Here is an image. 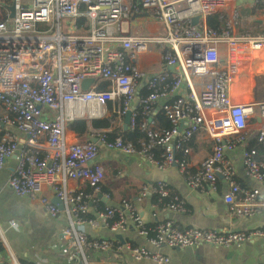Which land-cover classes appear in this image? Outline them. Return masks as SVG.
I'll use <instances>...</instances> for the list:
<instances>
[{"label":"built area","instance_id":"built-area-1","mask_svg":"<svg viewBox=\"0 0 264 264\" xmlns=\"http://www.w3.org/2000/svg\"><path fill=\"white\" fill-rule=\"evenodd\" d=\"M16 1L12 26L0 24V169L14 157L6 186L16 197L35 201L47 186L61 201L59 209L50 198H41V223L61 221L60 250L68 262L96 264L86 257L91 249L167 264L162 246L231 247L264 240V228L221 232L181 228L173 221L150 228L135 199L112 201L97 160L99 151L107 149L158 169L177 165L187 187L197 194L214 190L221 177L227 181L222 199L236 219L262 215L264 201L254 192L241 191L223 147L214 142L206 149L196 145L219 133H239L246 141L256 138L246 153L245 173L264 185V92L256 89L254 71L255 58L264 51V0ZM232 2L235 18L250 20L240 30L229 29ZM221 12L226 24H208V17ZM19 16L24 20L18 21ZM153 52L159 59L140 62ZM89 78L83 90L81 83ZM155 107L170 123L167 131L157 128ZM127 111V128L133 130L139 122L145 139L112 136L109 129H90L79 140L66 138L71 121L114 113L121 127ZM158 149L162 152L156 156ZM70 175L90 190L68 187ZM145 191L156 195L154 208L169 195V187L161 182L143 188L142 197ZM167 206L185 211L175 200ZM0 216L7 228L21 229L20 220L1 210ZM101 229L111 236L98 235ZM129 229L148 246L124 237ZM0 244L6 255L0 264H23L6 243L1 226ZM105 264L120 263L111 258Z\"/></svg>","mask_w":264,"mask_h":264},{"label":"crops","instance_id":"crops-1","mask_svg":"<svg viewBox=\"0 0 264 264\" xmlns=\"http://www.w3.org/2000/svg\"><path fill=\"white\" fill-rule=\"evenodd\" d=\"M263 56L264 51H259L257 55L259 59L256 62L262 61L263 58L261 57ZM157 59H159L158 53L153 52L142 57L140 62L147 64L149 61ZM256 89L264 92V81L259 83L256 80ZM141 93L144 92L141 90ZM158 110V107H155L152 113L154 114ZM114 125H117L116 121ZM120 130H124L123 124ZM65 134L70 140L81 139L68 128H66ZM212 142L222 146L228 155L235 170V177L240 180L241 191L245 194L254 192L264 201V185L262 182L251 179L245 173L246 153L250 145L256 142V138L246 141L239 133H219L215 138L202 139L199 142L201 145L197 143L196 146L206 149ZM178 158L179 160L184 159L182 156ZM97 160L103 169L104 167L109 168L111 172L110 176H107L104 170L105 179H107L106 188L112 192V201L118 203L122 199H130V193H136L133 194L132 198L136 200L137 211L146 224L173 221L181 228L192 226L215 229L221 232L264 228V213L239 219L234 217L231 207L224 203L222 199V195L227 188V181L224 178L217 177L214 190L197 194L187 187L184 175L179 171L177 165L158 169L136 156L107 149L99 151ZM13 167L14 157H11L6 160L3 168L0 169V210L5 211L8 218L20 220L22 227L19 230L9 229L7 228L6 218L3 219L0 216V226L4 230V237L7 235L11 242V244L8 243L5 238L6 243L14 255L23 260V264H28L34 260H39L42 264H71L60 250L59 224L61 221L51 222L47 226L41 223L43 214L40 200L44 197L50 198L52 201L55 200L52 190L47 186L42 187L35 201L16 197L6 186V181ZM114 171L116 172L112 174ZM158 182L165 183L169 187V194L175 201L184 206L185 211H173L164 203L154 208L155 194L145 191L143 197L140 195L143 188ZM66 183L68 187L75 190H90L87 184L81 188L80 179L74 175L68 176ZM56 200L61 202L58 199ZM97 234L111 236L104 229L97 231ZM124 237L132 238V241L136 244L148 246L132 229H129ZM153 249L150 248V250ZM159 250L168 257L167 264H264V240L261 238L244 241L231 247L203 244L180 249L162 246ZM4 257H6L5 252L1 251L0 259L2 260ZM86 257L88 260L96 261V264H105V261L111 258H115L120 264H155L148 260L136 261L126 254L94 252L91 249L86 250Z\"/></svg>","mask_w":264,"mask_h":264},{"label":"trees","instance_id":"trees-1","mask_svg":"<svg viewBox=\"0 0 264 264\" xmlns=\"http://www.w3.org/2000/svg\"><path fill=\"white\" fill-rule=\"evenodd\" d=\"M11 3V0H0V21L3 20L5 21V13H6V7ZM227 17L224 15V13H217L216 15L210 16L207 18L208 24H226ZM84 23V19L80 18L78 20V24L82 25ZM103 88L104 85H101ZM155 124L157 125V128L159 130H164L167 131L170 129L171 125L168 122L167 119L163 118L162 113L160 110H158L156 113L152 115ZM116 121V115L114 113H110L107 117L102 118V119H96V120H91L89 123L85 120H75L71 121L67 124V128L72 130L74 134L78 137L85 138L89 132L90 129H95V130H106L109 129L111 131V135L115 136L118 134H121L123 136L129 137L132 141L136 140H143L145 139V132L143 128L141 127L140 123H136L135 127L133 130L126 129V130H120V127L117 125H114ZM112 127V128H111ZM162 152L161 149H158L155 154L156 156H159V154ZM176 154L178 157L182 156L181 151L177 150ZM116 171H114L112 174H114ZM109 191V190H108ZM110 192V191H109ZM112 194V192H110ZM133 194L136 193H130L129 198L130 199H122V201H130L133 200L132 196ZM152 201V199H151ZM174 201L173 197L171 194H169L166 198H164V205H168ZM148 227H153L154 224H147ZM2 251V246L0 244V252Z\"/></svg>","mask_w":264,"mask_h":264},{"label":"rangeland","instance_id":"rangeland-1","mask_svg":"<svg viewBox=\"0 0 264 264\" xmlns=\"http://www.w3.org/2000/svg\"><path fill=\"white\" fill-rule=\"evenodd\" d=\"M234 8V6H233V2L231 3V5L229 6V10H231V9H233ZM233 12V15H231V16H229L228 18V25H229V29H231V31L232 30H240L239 28H241V26L243 25H246V26H248L249 25V23H250V20L249 19H247V20H245V21H243V20H239V19H237V18H235V14H234V11H232L231 10V13ZM217 14V13H216ZM216 14H214V15H216ZM213 16V15H212ZM249 15L247 14V15H245V17H248ZM241 22V23H240ZM232 23V24H231ZM231 27V28H230ZM261 58H263V60L261 61V60H259L261 63H260V66H259V68H256L255 67V64L257 63L256 61H257V59H259L258 57H256L255 58V61H254V71H255V78H256V80H257V82H259V83H261V82H263L264 81V56L263 57H261ZM260 58V59H261ZM197 88V87H196ZM67 138V137H66ZM68 139V138H67ZM104 170H105V173L107 174V176H110V174H111V172H110V170H109V168H105L104 167ZM107 180V179H106ZM126 194H128V193H126ZM5 238H6V240H7V242L8 243H10L11 244V242H10V240L8 239V237H7V235H5Z\"/></svg>","mask_w":264,"mask_h":264},{"label":"bare ground","instance_id":"bare-ground-1","mask_svg":"<svg viewBox=\"0 0 264 264\" xmlns=\"http://www.w3.org/2000/svg\"><path fill=\"white\" fill-rule=\"evenodd\" d=\"M16 4H17V1L16 0H11V3L6 7V13H5V21L1 20L0 21V24L4 25V26H7V27H10L12 26V24L14 23V20L16 18V15H17V8H16ZM13 6V15L11 16L10 15V9L9 7L10 6ZM24 20V17L22 16H19L18 18V21H23ZM231 28V27H230ZM242 28V27H241ZM239 28V29H241ZM244 28V26H243ZM260 61H258L256 64H255V67L256 68H259L260 66ZM264 96V95H263Z\"/></svg>","mask_w":264,"mask_h":264},{"label":"water","instance_id":"water-1","mask_svg":"<svg viewBox=\"0 0 264 264\" xmlns=\"http://www.w3.org/2000/svg\"><path fill=\"white\" fill-rule=\"evenodd\" d=\"M9 9H10V15L12 16L13 15V6L11 5L10 7H9ZM197 17H194L193 19H192V23L193 24H195L196 22H197ZM90 82H91V79L89 78V79H85V80H83L82 81V83H81V88L84 90V89H86V87L88 86V84H90ZM130 114H131V112L130 111H127L125 114H124V118H123V129L124 130H126L127 129V124L129 123V117H130ZM53 203L59 208V209H61L62 208V205H61V202H59V201H57L56 199L55 200H53ZM119 237V236H118ZM120 238V237H119Z\"/></svg>","mask_w":264,"mask_h":264}]
</instances>
